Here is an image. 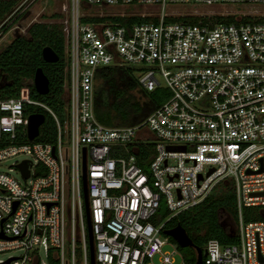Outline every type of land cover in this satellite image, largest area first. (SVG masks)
<instances>
[{"label": "built area", "instance_id": "2783aa9c", "mask_svg": "<svg viewBox=\"0 0 264 264\" xmlns=\"http://www.w3.org/2000/svg\"><path fill=\"white\" fill-rule=\"evenodd\" d=\"M190 1L235 9L208 15L190 8L191 22L172 8ZM127 6L153 8L150 20H83L126 14L87 9ZM61 24L64 124L28 86L0 98V162L29 157L22 180L0 172V254L21 251L0 264H89L83 158L94 264H185L163 226L226 179L236 196L238 241L209 239L202 264H264V221L241 217V206L264 205V0H69ZM107 66L134 68L139 87L163 86L168 98L135 125L101 124L94 87ZM37 112L54 121L53 143L27 139L28 117ZM144 151L148 168L137 164ZM162 202L172 213L154 222Z\"/></svg>", "mask_w": 264, "mask_h": 264}, {"label": "trees", "instance_id": "16d2710c", "mask_svg": "<svg viewBox=\"0 0 264 264\" xmlns=\"http://www.w3.org/2000/svg\"><path fill=\"white\" fill-rule=\"evenodd\" d=\"M16 3L17 0H0V21L11 12ZM107 18L126 26L150 20L149 17L129 13L104 18L91 17L83 20L98 21ZM247 18L254 19L253 17L243 19ZM184 19L191 22L197 21V17ZM213 19L215 21L233 20L231 16H214ZM44 46H50L58 54L57 62L47 63L42 59L41 49ZM37 68L43 70L49 81V91L45 95L38 94L33 86L32 79ZM65 68L63 25L61 23L35 22L27 28L26 35L16 36L0 51V98L15 96L22 86H28L30 96L51 108L61 124H64L67 120L66 97L63 91ZM167 96L169 93L161 86L152 91H146L139 87L131 67H102L96 74L94 114L97 121L105 126H131L142 121L159 107ZM19 140L26 141L25 137ZM35 141L49 143L55 141V124L46 114ZM148 152L144 151L138 155L137 164L139 166L144 167L145 156L148 155ZM241 217L244 222L264 221V205L241 206ZM158 221L157 218L154 222ZM237 222L238 212L233 183L226 179L214 187L200 203L181 211L166 221L163 229L178 224L185 229L192 242L203 249L209 239H217L221 245L237 243ZM164 236L176 246L185 264L194 263L195 251L193 248H182L171 237ZM48 264H57V262L48 258Z\"/></svg>", "mask_w": 264, "mask_h": 264}, {"label": "rangeland", "instance_id": "374dc122", "mask_svg": "<svg viewBox=\"0 0 264 264\" xmlns=\"http://www.w3.org/2000/svg\"><path fill=\"white\" fill-rule=\"evenodd\" d=\"M169 8L172 5H168ZM69 8V0H17L16 5L12 8L11 12L6 15L0 21V51L6 47L8 44L12 42V40L18 35H26L27 28L35 23V22H45L49 24H58L62 23V21L66 18ZM173 9H177L181 13L184 14V17H195V16H186V12L190 11V8H199V11L204 12L208 15H226L230 14L233 11V7L230 6H206L200 3H196L194 1H190L185 4H177L172 7ZM239 8V7H237ZM242 8V7H240ZM168 9V8H167ZM153 8L143 7V8H135V7H113V8H91L87 9V12H105V13H134L135 15L151 17L149 16V12H151ZM56 15V16H54ZM67 60V55L65 54V62ZM134 70V68H133ZM133 74L136 78H139V73L133 71ZM156 79L160 84H163L162 77L158 74L156 75ZM162 88L166 89L169 93V90L163 86ZM168 96L165 98L167 99ZM48 116V115H47ZM49 117V116H48ZM24 158H29L24 154H19L16 156L9 157L0 162V172H7L9 175L15 176L16 178L21 179V175L19 173V169L17 167V163H19ZM145 168H148V161L144 164ZM160 210L158 211V215L153 218L155 221L157 218L159 222L164 220L166 216H168L172 212H168L165 208L164 202L161 204ZM164 238V237H163ZM163 249H170L168 245H165ZM21 251L11 250L6 251L0 254L1 259H6L9 255L18 256ZM40 256L44 259L45 256L43 252L40 250ZM178 261V259H177Z\"/></svg>", "mask_w": 264, "mask_h": 264}, {"label": "water", "instance_id": "95a60500", "mask_svg": "<svg viewBox=\"0 0 264 264\" xmlns=\"http://www.w3.org/2000/svg\"><path fill=\"white\" fill-rule=\"evenodd\" d=\"M41 57L47 63L57 62L59 59L58 54L50 47L44 46L41 49ZM33 86L35 91L40 95H45L49 91V81L45 73L41 68H37L34 71L33 75ZM45 115L43 113H32L28 117L27 124V139L32 140L36 138L39 134V128L44 122ZM17 167L23 177L28 176V161L23 160L21 163L17 164ZM261 168L258 170L260 171ZM211 171V170H210ZM82 191H83V202H84V211H85V220H86V236H87V244H88V259L89 264H94V252H93V234L91 230V223L89 217V208H88V199H87V189H86V170H85V160L83 158L82 161ZM200 178V176H198ZM258 194H264L263 192H259ZM162 233L171 237L178 246L191 247L195 251V261L193 264H202V258L206 254V252L197 247L191 240V238L186 233L185 229L180 225H175L173 227L162 229ZM0 237H3L0 232ZM262 260V259H261Z\"/></svg>", "mask_w": 264, "mask_h": 264}, {"label": "flooded vegetation", "instance_id": "af4514ba", "mask_svg": "<svg viewBox=\"0 0 264 264\" xmlns=\"http://www.w3.org/2000/svg\"><path fill=\"white\" fill-rule=\"evenodd\" d=\"M19 36V35H18Z\"/></svg>", "mask_w": 264, "mask_h": 264}]
</instances>
